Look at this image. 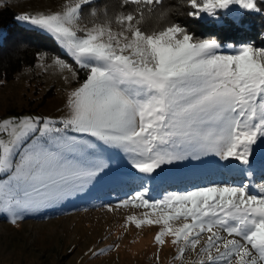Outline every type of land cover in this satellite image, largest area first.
I'll return each mask as SVG.
<instances>
[{"label": "snow or ice", "instance_id": "6c2138e0", "mask_svg": "<svg viewBox=\"0 0 264 264\" xmlns=\"http://www.w3.org/2000/svg\"><path fill=\"white\" fill-rule=\"evenodd\" d=\"M91 2L68 0L62 11L17 17L50 33L87 69V76L68 95L70 115L59 121L62 128L48 117L0 120V132L9 137L0 139V173L8 174L0 180V212L9 213L12 223L23 212L81 192L107 167L100 158L69 161L65 153L80 151L87 141L67 131L130 153L132 166L141 173L184 159L188 150L248 164L254 145L264 138V50L245 44L222 54L217 39H196L176 23L158 31L142 30L143 7L116 14L118 32L112 30L113 21L105 19L78 35L81 30L74 25L82 6ZM161 2L122 0L121 7ZM187 2L194 9L189 15L197 17H216V9L230 5L258 10L256 0ZM56 63L70 67L61 59ZM248 187L210 184L155 201L145 199V188L117 207L150 209L142 219L129 215L126 222L162 225L155 241L162 244L163 237L170 236L177 246L176 259L190 249L196 252L194 264H264V188L251 194ZM181 219L183 223H172ZM204 233L208 235L202 242Z\"/></svg>", "mask_w": 264, "mask_h": 264}, {"label": "rangeland", "instance_id": "374dc122", "mask_svg": "<svg viewBox=\"0 0 264 264\" xmlns=\"http://www.w3.org/2000/svg\"><path fill=\"white\" fill-rule=\"evenodd\" d=\"M258 1L264 0H256L257 5ZM67 2L0 0V7L8 4L16 11L18 23L51 35L17 17L22 14L62 11ZM246 10L239 5H230L228 9H216V12L236 16ZM85 16L81 14L74 25L81 30L78 35L83 34V29L102 23L91 22ZM111 27L114 32L121 30L115 21ZM261 36L259 41L249 38L244 43L212 38L221 43L219 51L222 54H231L245 44L264 50V33ZM57 45L66 57L56 55L46 60L43 54L32 68L24 67L14 79L0 82V120L39 116L51 118L57 121L56 127H63L59 121L70 115L68 95L86 79L87 69L77 65L58 42ZM57 59L64 60L70 67L60 66L56 63ZM67 135L87 141L80 151L65 153L69 161L89 163L100 158L107 167L92 178L81 192L48 207L23 212L16 223L11 222L9 213L0 212V264H194L197 260L196 252L190 249L182 259L175 258L177 246L172 243L170 236L163 237L164 243H156L155 235L162 225L145 224L137 227L126 222L129 215L142 219L145 212L151 213L150 209L133 204L123 207L117 205L145 188V199H162L166 194L174 192L166 191V177L177 179V176L192 171H210L223 184H248L251 194H257V188L263 186L259 180L264 179V138L254 145L248 164L235 158L221 159L213 152L188 150L184 152V159L163 164L152 173H141L132 166L130 153L106 145L87 134L67 131ZM8 138L7 133L0 132V139ZM34 138L28 139L27 143H31ZM7 175L0 173V180H6ZM187 187L189 189L182 191L192 189ZM149 218L155 219L156 216L150 215ZM172 223L180 224L183 220ZM207 235L204 233L201 236L202 242Z\"/></svg>", "mask_w": 264, "mask_h": 264}, {"label": "trees", "instance_id": "16d2710c", "mask_svg": "<svg viewBox=\"0 0 264 264\" xmlns=\"http://www.w3.org/2000/svg\"><path fill=\"white\" fill-rule=\"evenodd\" d=\"M122 0H94L82 6L81 14L91 22H103L105 19L115 21L116 14L127 13L136 8H144V19L140 25L142 30H162L173 23L184 27L196 39L218 37L223 41L244 43L249 38L259 41L264 33V1H258L257 11L246 10L236 16L216 12V17L190 16L194 9L187 0H162L160 4L141 6L129 3L121 7ZM151 7V11L148 8ZM96 14L92 15V10ZM105 13L107 15H105ZM16 11L5 4L0 7V82H8L24 67L32 68L36 60L44 54L46 60L61 53L55 39L40 30L24 26L16 21ZM238 20V23L235 22ZM68 62L71 60L65 58ZM256 177H259L256 174ZM176 179V178H175ZM166 177V191L179 192L184 189L203 187L210 184H223L210 171H192L177 176L175 180ZM264 186V179L260 178ZM177 181V182H176ZM263 186L257 188V194ZM165 187V186H164ZM256 192V191H255Z\"/></svg>", "mask_w": 264, "mask_h": 264}]
</instances>
